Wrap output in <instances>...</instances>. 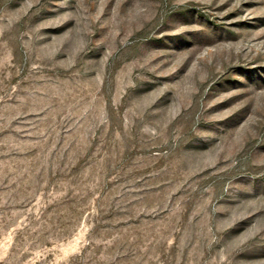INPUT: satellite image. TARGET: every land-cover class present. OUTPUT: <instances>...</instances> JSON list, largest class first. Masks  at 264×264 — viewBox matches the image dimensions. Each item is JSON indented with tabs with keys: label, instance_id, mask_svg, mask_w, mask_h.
I'll return each mask as SVG.
<instances>
[{
	"label": "rangeland",
	"instance_id": "rangeland-1",
	"mask_svg": "<svg viewBox=\"0 0 264 264\" xmlns=\"http://www.w3.org/2000/svg\"><path fill=\"white\" fill-rule=\"evenodd\" d=\"M0 264H264V0H0Z\"/></svg>",
	"mask_w": 264,
	"mask_h": 264
}]
</instances>
